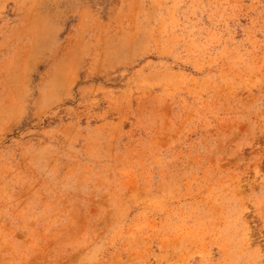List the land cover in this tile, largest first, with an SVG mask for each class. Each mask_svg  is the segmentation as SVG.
Listing matches in <instances>:
<instances>
[{
  "label": "rangeland",
  "instance_id": "obj_1",
  "mask_svg": "<svg viewBox=\"0 0 264 264\" xmlns=\"http://www.w3.org/2000/svg\"><path fill=\"white\" fill-rule=\"evenodd\" d=\"M0 264H264V0H0Z\"/></svg>",
  "mask_w": 264,
  "mask_h": 264
}]
</instances>
